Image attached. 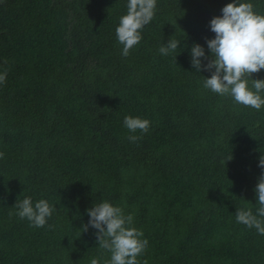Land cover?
<instances>
[{
    "label": "trees",
    "instance_id": "16d2710c",
    "mask_svg": "<svg viewBox=\"0 0 264 264\" xmlns=\"http://www.w3.org/2000/svg\"><path fill=\"white\" fill-rule=\"evenodd\" d=\"M232 2L157 0L124 57L128 0H0V264H105L97 230L81 232L103 201L149 241L141 264H264V235L235 216L259 208L264 106L205 89L211 73L191 65L194 43L210 55V20ZM240 2L264 15V0ZM170 38L180 49L161 55ZM126 116L148 132L131 133ZM25 197L55 207L44 227L16 214Z\"/></svg>",
    "mask_w": 264,
    "mask_h": 264
},
{
    "label": "clouds",
    "instance_id": "9594fccd",
    "mask_svg": "<svg viewBox=\"0 0 264 264\" xmlns=\"http://www.w3.org/2000/svg\"><path fill=\"white\" fill-rule=\"evenodd\" d=\"M156 10L157 0H128L127 14L120 18L116 28V37L123 45L124 57L142 41L143 29L155 18ZM221 12L222 15L210 20V30L215 33L214 38H206L210 55L205 54L203 46L194 43L190 50L191 65L197 73L202 70L211 73L210 78L204 77L205 89L220 96H231L238 104L260 110L264 106L261 95L264 93V80L253 79L252 74L264 70V15L255 12L252 3H241L240 0L225 5ZM180 44V40L170 38L159 48V52L169 55L180 49ZM6 78L7 70L0 72V84H4ZM123 123L131 133L138 130L147 133L151 122L126 116ZM141 138L128 136L133 143ZM3 156L4 153L0 152V158ZM231 159L232 156L227 161ZM258 166L262 172L254 191L259 204L257 215L264 217V154L260 156ZM14 207L18 209L16 214L21 219H27L34 227H44L56 211L47 200L40 199L33 204L31 197L17 201ZM86 211L90 219L82 225L81 232H87L89 227L97 230V244L111 254L105 264H141L138 257L146 251L149 241L143 238L141 230L132 226L131 214L126 215L121 207L108 201L95 203ZM257 215L250 208L235 212L238 223L249 229L255 228L258 234L264 235V220L258 219ZM91 264H99L98 259L93 258Z\"/></svg>",
    "mask_w": 264,
    "mask_h": 264
}]
</instances>
